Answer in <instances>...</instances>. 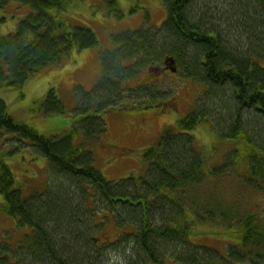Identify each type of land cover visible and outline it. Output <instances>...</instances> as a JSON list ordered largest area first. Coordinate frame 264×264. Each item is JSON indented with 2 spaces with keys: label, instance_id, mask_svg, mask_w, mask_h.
Returning <instances> with one entry per match:
<instances>
[{
  "label": "trees",
  "instance_id": "16d2710c",
  "mask_svg": "<svg viewBox=\"0 0 264 264\" xmlns=\"http://www.w3.org/2000/svg\"><path fill=\"white\" fill-rule=\"evenodd\" d=\"M102 1L121 17L119 0ZM10 2L24 13L14 30L0 35V88L21 87L71 50L97 46L91 29L65 16L73 0H0V23ZM160 2L166 16L159 28L111 35V47L99 54V80L74 109L78 119L68 132L42 135L9 115L0 100V136L10 137L14 149L18 143L31 146L46 163L44 189L24 195L4 159L14 153L3 152L0 145V212L27 229L15 251L27 247L36 264H104L103 254L120 248L124 264H264L262 214L219 204L214 194L193 200L205 180L221 177H238L244 187L264 192V0H217L215 10L204 0ZM168 58L176 67L171 75L202 84L203 94L187 116L144 150L138 174L105 179L94 163V151L107 133L102 115L134 108L126 101L132 91L125 88L127 82L142 70H165ZM117 64L120 70L112 72L110 65ZM150 78L149 97H154ZM41 102L48 116L65 113L53 88ZM205 122L227 146L216 165L208 164L191 134ZM55 191L78 199L76 209ZM79 219L82 226L76 224ZM196 223L217 228L210 233L227 241L225 250L192 242ZM108 224L119 233L113 241L101 236ZM66 242L77 251L75 260L59 251ZM10 246L0 241V264L19 259Z\"/></svg>",
  "mask_w": 264,
  "mask_h": 264
},
{
  "label": "rangeland",
  "instance_id": "374dc122",
  "mask_svg": "<svg viewBox=\"0 0 264 264\" xmlns=\"http://www.w3.org/2000/svg\"><path fill=\"white\" fill-rule=\"evenodd\" d=\"M214 1V0H213ZM215 2V1H214ZM139 5H138V4ZM203 3H209L204 0ZM66 17L73 19L79 25L91 29L97 36V46L83 50L73 49L67 56L60 58L59 62L40 70L39 73L28 78L21 87L0 88V100L4 101L7 113L18 122L30 125L38 133L48 136L61 132H68L73 121L78 119L74 109L82 104L84 97L95 87L101 74L99 54L112 45L111 35L123 30H137L145 26L152 29L159 28L165 19V8L160 0H119L120 14L102 0H73ZM14 2L5 7L6 16L0 23V35H6L14 30L23 9ZM147 74L142 70L133 80L127 82V91L130 99L128 103L136 104L125 111L112 109L103 114L107 124V133L104 143L95 149V167L107 180L127 178L131 174H138L142 167V157L145 149L153 145L160 137L162 131L173 125L178 118L187 116L193 109L197 100L204 92V86L198 82L183 79L181 74L171 75L167 71H152ZM150 75V76H148ZM154 88V97H149L148 82ZM50 88L56 92L59 100L65 107V113L60 115H47L40 108L47 91ZM85 95V96H84ZM134 99V100H133ZM133 100V101H132ZM200 150L208 156V164L220 163L227 146L221 143L212 133L208 123H202L191 132ZM76 137V136H75ZM10 137L0 136V148L3 152L9 151L14 155L6 156L5 163L13 173L16 186H19L24 195L41 192L48 180L45 160L31 146L18 143L12 148L13 140ZM78 142V140H75ZM11 153V154H12ZM50 180V179H49ZM50 182V181H49ZM51 184V182H50ZM243 180L238 177H221V179H207L198 187L193 200L203 201L209 195H216L215 201L224 205L234 206L241 213L253 212L264 216V192H256L244 187ZM58 196L65 197V193L55 191ZM55 194L53 197L55 198ZM202 197V198H201ZM64 201L72 202L69 208L76 209L78 199L67 198ZM1 202V197H0ZM200 203V202H199ZM71 205V206H70ZM61 216V211H59ZM67 213V212H66ZM188 220L193 216L188 213ZM64 222L67 218H63ZM79 226L82 220L76 221ZM191 233L192 242L207 245L215 249H224L227 241L223 237L210 233L208 224H193ZM81 234L87 231L78 228ZM27 232L25 227L15 225L11 217L0 212V241L11 245V255H19L15 261L8 258L9 264H36L32 255L28 254L27 247L15 251L16 244ZM102 235L109 241L118 238V231L113 225L104 226ZM210 237V238H208ZM212 237V238H211ZM216 238V239H215ZM69 240V239H68ZM67 240V242H68ZM60 244L58 247L64 258L77 256L71 242ZM224 242V245H223ZM222 245V246H221ZM121 247V246H120ZM223 247V248H222ZM108 249L103 254L104 264H124L122 251ZM67 253L69 256H67ZM117 253V254H116ZM76 257L74 258V260ZM45 260V259H43ZM46 261V260H45ZM77 264V263H74ZM241 264H247L241 263Z\"/></svg>",
  "mask_w": 264,
  "mask_h": 264
},
{
  "label": "bare ground",
  "instance_id": "6f19581e",
  "mask_svg": "<svg viewBox=\"0 0 264 264\" xmlns=\"http://www.w3.org/2000/svg\"><path fill=\"white\" fill-rule=\"evenodd\" d=\"M199 0H197V2H198ZM215 1V2H214ZM209 0V6H210V9H212V10H215V3H216V1L217 0ZM207 4V5H208ZM205 5V4H204ZM183 64H186L188 67H189V69H190V71L192 72V74H195V75H197V76H199V73L195 70V67L193 66V65H189V64H187V62L185 61V59H183ZM116 64V63H115ZM112 68V69H111ZM110 70L112 71V72H118L119 70H120V66L117 64V66H114V67H111V65H110ZM116 217L118 218V219H120V217H118L117 215H116Z\"/></svg>",
  "mask_w": 264,
  "mask_h": 264
},
{
  "label": "water",
  "instance_id": "95a60500",
  "mask_svg": "<svg viewBox=\"0 0 264 264\" xmlns=\"http://www.w3.org/2000/svg\"><path fill=\"white\" fill-rule=\"evenodd\" d=\"M166 64H168L169 63V67L167 68L169 71H171V72H175V69L174 68H172V65H173V60L171 59V58H169V59H167L166 61Z\"/></svg>",
  "mask_w": 264,
  "mask_h": 264
}]
</instances>
